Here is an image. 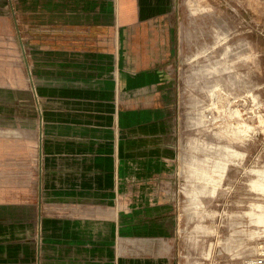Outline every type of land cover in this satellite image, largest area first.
<instances>
[{
  "label": "rangeland",
  "instance_id": "rangeland-1",
  "mask_svg": "<svg viewBox=\"0 0 264 264\" xmlns=\"http://www.w3.org/2000/svg\"><path fill=\"white\" fill-rule=\"evenodd\" d=\"M75 6L0 0V186L34 178L22 160L40 146L39 133L26 138L42 103L34 69L60 54L53 14ZM172 13L173 189L148 198L161 207L138 204V192L123 207L115 193L104 224L70 203L40 204L37 264H264V0H174ZM12 129L25 134L12 139Z\"/></svg>",
  "mask_w": 264,
  "mask_h": 264
},
{
  "label": "crops",
  "instance_id": "crops-1",
  "mask_svg": "<svg viewBox=\"0 0 264 264\" xmlns=\"http://www.w3.org/2000/svg\"><path fill=\"white\" fill-rule=\"evenodd\" d=\"M173 4L76 0L74 8L53 14L61 51L34 69L42 103L29 109L26 138L32 144L39 133L40 146L37 154L22 157L27 175L38 182L32 184L33 178L24 190L18 183L0 186V264H37L30 240L40 204L70 203L99 216L100 224L113 220L105 209L112 208L115 193L123 207L132 206L133 192L140 194L138 204L164 205L148 198L173 189L167 156L175 103L165 69L175 48ZM17 130L12 139L22 134ZM4 131L0 125L1 139ZM41 223L52 226L47 214Z\"/></svg>",
  "mask_w": 264,
  "mask_h": 264
}]
</instances>
